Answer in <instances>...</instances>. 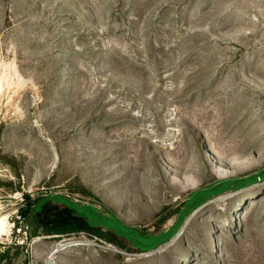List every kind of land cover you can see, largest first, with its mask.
<instances>
[{
	"label": "rangeland",
	"instance_id": "obj_1",
	"mask_svg": "<svg viewBox=\"0 0 264 264\" xmlns=\"http://www.w3.org/2000/svg\"><path fill=\"white\" fill-rule=\"evenodd\" d=\"M47 195L127 239L24 220ZM15 244L14 264H264V0H0V247Z\"/></svg>",
	"mask_w": 264,
	"mask_h": 264
},
{
	"label": "trees",
	"instance_id": "obj_2",
	"mask_svg": "<svg viewBox=\"0 0 264 264\" xmlns=\"http://www.w3.org/2000/svg\"><path fill=\"white\" fill-rule=\"evenodd\" d=\"M218 182H220V186L217 194L231 187H238L242 183V181L240 180H223ZM25 197H27V195H25ZM47 200L56 203H62L65 208L61 210L56 209L55 211L47 210L46 212L44 211L45 214L41 216ZM206 200L207 198L198 199L192 208L199 206ZM191 209L183 213L179 223H177L175 226H172L167 232H164L165 235L163 236L162 240H160L158 243H149L148 249L138 250H151L159 244L169 240L171 236H173L177 232V230L181 226L183 218ZM32 213H34V215ZM30 217L34 219V222L36 224L45 227L47 232L54 231L55 233L64 235L79 234L81 232L93 233L98 226L104 225L113 230V237H121L127 239L126 230L119 224L120 222L118 220L108 218L106 216L102 217L98 214H95L91 207H84L80 209L76 205L71 203L65 196L47 195L35 200H30L29 208L25 212L24 220L29 221ZM14 225V229H16L19 225V220L16 219L14 221ZM125 228L127 229L129 227ZM15 245H17L18 248L13 249L14 245H6L4 246V248L0 247V264H14L15 255L18 254L19 248H22V246L18 244ZM20 264H28V260L25 259Z\"/></svg>",
	"mask_w": 264,
	"mask_h": 264
}]
</instances>
